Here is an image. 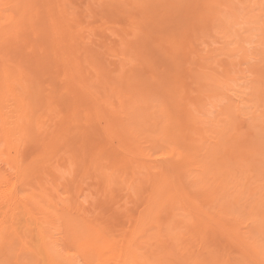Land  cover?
Instances as JSON below:
<instances>
[{"label": "rangeland", "instance_id": "1", "mask_svg": "<svg viewBox=\"0 0 264 264\" xmlns=\"http://www.w3.org/2000/svg\"><path fill=\"white\" fill-rule=\"evenodd\" d=\"M50 1L54 2V0ZM59 1H61L59 5L61 8L51 11V20L58 23L55 32L51 31L53 36L51 32H48L49 28L33 26L30 33L21 34V37H23L22 43L26 46L25 52L28 55L36 53L46 61L47 57L50 59L52 56L51 51L48 49L51 47L49 45L52 40L60 41L58 46L65 47L68 44L67 49L58 48L59 50L55 55L57 57L59 51L61 55L64 50L75 51L76 58L78 57L79 60L83 61L82 67L84 68H82L80 76L83 80H78L81 84L87 85L97 81L94 79L98 76L93 66L94 64L96 66L100 65L103 71L106 70L110 74L107 83L104 85L108 88L115 86L123 94L126 91L127 94L125 93L124 97L126 99L130 98L128 101L131 103L133 100L139 99L142 108L145 107L147 102L152 106L155 105L154 101L157 105L159 102L163 104L161 100L165 99V96L170 99L172 96L174 98V95H178L180 99L175 97L174 101L171 98L174 102L166 101L168 103L164 104L168 105L164 106L163 104L160 107L161 112H159V108V113H156L160 114V118H162H158L162 129L170 121L172 122L173 117L175 119L177 108L176 121L179 122L178 127L175 120H173L175 124L173 122L172 126L175 125L177 129L180 128V134H177L181 137L183 135L184 138L182 139L184 142L180 140L184 143L183 145L180 143L182 147L178 144V148H176L177 146L174 148L176 155H178L174 158H171V154L166 150L169 144L158 141L160 139H156L159 137L156 133L157 137H152V134H150V137L156 139L154 141L157 142L154 143L151 138H148V143L147 140H140V145L143 147H137L126 131L121 129L122 118H120V114L118 116L113 115L116 112H112V109L114 110L111 107L112 105H109L110 112L105 111L106 114L98 115L97 111L96 113L91 112L92 102L95 98L94 94L97 92L95 88L92 87V92L83 96L76 95L74 91L70 95L61 91L63 97L65 94L66 96L58 103L57 126L53 127L58 134L56 137H48V141L45 143L49 147L44 151V154L57 161H52L51 164L58 166L56 169L59 176L55 177L53 174H49L47 179L52 176L55 181L59 179L56 183L61 185V187L59 186L61 196H71L66 204L73 205L76 201H82L83 203L80 206L83 210L82 213L90 218L96 217L99 221H105L112 234L116 237L121 235L122 239L128 229L136 227L137 216H143L141 218L144 219L142 223L145 221L143 228L147 233L146 235L151 238V241L154 238V241L147 242L143 245L144 249L142 248L139 251L145 252L150 260L154 257L155 252L160 251V247L158 248L157 245L153 244L158 242L157 235L154 234L156 231L161 230L160 233L163 235L164 227L166 225L171 227L170 224H172L176 227V230L180 228L179 232L184 233L183 236L188 237V239L185 237L183 239L189 240L190 245H188L191 252H188L192 255V261L195 259L194 256L198 254L197 252L202 250L204 252L201 253L202 256H208L205 251L209 249V254L213 251L214 258L229 259V264H257V262L259 264L260 261L263 262V257H261L263 260H258L260 257L257 259V257H254L255 255L252 257V247L256 242L253 245H251L252 243L248 245V243L253 242V239L257 242L262 239L261 243L264 245V219L262 218V216L264 217V0H57L54 4L55 7H57ZM14 41L16 42V39ZM4 43L7 42L4 41ZM40 50H42L41 54H39ZM65 63V60L56 58L53 63L47 65L48 67L40 68V70L43 69L44 72L42 73L47 77L58 74L54 81V86L57 84V89L60 86H71L74 83V73H68L69 67ZM208 67L213 68V70L210 71ZM191 71L195 74H191ZM198 71L201 72L203 77L200 76L201 74ZM205 72L213 74L212 83L216 80L213 85L211 81H209L210 83L205 81L204 84L202 78L205 79ZM192 75H195L196 78ZM198 76L202 77L201 80ZM137 81L138 83H136ZM199 81H202V83L200 82L201 86H199ZM129 84L132 85L133 89ZM133 85H135V88ZM181 85L182 87H180ZM38 91L40 89H36L35 92ZM134 92L140 94H137V96ZM178 92L179 94H177ZM207 93L209 98L206 99ZM129 95L132 97H129ZM135 97L139 98L133 99ZM203 98L207 100V103L209 100L212 102L209 101V105H207ZM141 99H146L147 102ZM169 102L170 106L172 105L174 108L182 103L180 107L175 108V113L171 106L174 115L171 111H168L171 109ZM210 103L216 105V108L211 107ZM167 106H169V109ZM186 107L188 110L190 108V111L192 110V115H190L192 118L194 117L193 123H190L191 119L188 118L190 115H188L189 112H186ZM162 108L164 109L162 110ZM139 109V116L143 118H136L138 121L145 122L149 115L153 116V113H150L144 119L146 111ZM98 112H103V110H98ZM181 114L188 116H181ZM112 116L118 119L114 120L115 123L117 122V127L115 124L113 125L114 122L110 119L113 130L109 129L108 131L106 120L109 121L108 117ZM168 116H171V118H167ZM205 117L210 122L213 120V123L217 120V125H214L216 127L211 128L213 129L212 132H210L209 126L213 124L209 125V121ZM136 119H128L130 128H138V125L134 122ZM206 121L207 125H205ZM172 126L169 127V131L174 129L171 134H176L179 130L172 128ZM118 130L122 131L121 135ZM204 130L209 131L207 136L205 135L207 131ZM147 133H150V131ZM147 133L139 137H143ZM208 136L212 137L213 140ZM118 137L122 139L120 140ZM181 137H178V139H181ZM191 137H194V139H191ZM205 137L209 139H207V144H205ZM202 138L205 139V142H201ZM186 139L195 142L188 145L189 140ZM141 141L143 142L141 143ZM186 141L187 144L185 145ZM215 142H219L218 146ZM120 143L121 145H119ZM158 143L159 145H157ZM194 144L199 145V147ZM212 144L216 146L213 145V147ZM220 144H222L221 149L219 148L220 150L218 149L219 152H217V147H220ZM183 146L186 147V150L191 146L192 149L196 147V150L199 149L200 152L192 153V150L190 151L192 154L188 152V157L184 155L187 157L186 159L182 154L184 151V149L182 150ZM224 147H227L225 151ZM208 148L209 150H207ZM28 151L32 152V148L30 147ZM126 151H133L132 153L135 156L131 152L128 156L129 154H125ZM180 151L181 154H179ZM89 153L93 155L101 154L103 157L101 164L107 168L105 171L106 176L102 174L95 176L97 170L93 172L94 167H96L93 162V166L91 163H87V160H85L87 165H84L85 162L83 164V158ZM150 153L151 157H149ZM184 153H187V151H184ZM191 155L196 157L193 156L188 159ZM132 156H134V159H132ZM67 157H70V159H67ZM168 157L173 161L181 157L187 163H195L190 164L191 167L181 160V165H178L177 161L173 163ZM208 160L210 161L209 165L205 166L206 168L204 167L203 170L202 166ZM128 161L131 162L130 165ZM27 163L30 166L33 164L35 166L39 165V161H35L34 154L29 155L24 164ZM125 163L130 167L124 169V167H127L124 166ZM173 164L175 170L172 169ZM87 166L89 169H87ZM131 166H134L133 168H135L134 170H136L135 172H137V177L140 180L146 179L144 180L146 183L150 181L149 178L152 179L151 183L149 182L150 185L147 183L141 193L136 194L132 187L128 189L132 173L129 170ZM176 166L180 167L176 170ZM197 169L202 170L199 172ZM99 170L100 168L97 172L101 173ZM217 170H220L223 175H219ZM42 171L46 172V168ZM127 171H130L129 175L126 173ZM90 172L92 173L90 174ZM109 172H114V176H111L113 179L128 181L123 186H119L117 182H112L113 184H107V191H103L105 177ZM87 173L89 174L86 175ZM93 173L94 175H92ZM35 175L38 176L40 173ZM54 175H56V171ZM121 175L123 176L121 177ZM63 176H67V178ZM154 177L156 180H154ZM201 177L202 179L198 181L197 178ZM179 178L186 185L180 182V187L176 186ZM212 179H214L215 184ZM191 181L197 185L191 184ZM170 185L174 187H172V192L170 191ZM189 185L197 187H189ZM214 185L216 186L213 187ZM150 194H152L151 198H149ZM184 195L191 197L192 201ZM170 196L174 198V201L168 199ZM233 197L237 200L235 204L233 203L235 202ZM181 199L184 200V207ZM186 199L190 201L189 203L193 207H189V209L192 208V212L187 208L186 214H183L186 206L190 205L188 202L186 203ZM152 200H155V202ZM167 200L168 202L170 200V203L174 205L170 209V203L167 204L166 202L165 204ZM181 203L182 205H180ZM179 206H182L185 210H182ZM224 210L225 212H223ZM178 214L179 216H175ZM236 216L239 222L234 220ZM165 221L169 224H166ZM234 221L236 226H234ZM162 222H165L166 225L163 226ZM225 223L227 225L229 223V225L227 226ZM159 225L161 226L159 227ZM152 231L155 233L152 234ZM166 234V237L160 234L162 237L158 236L159 239L165 237L164 240H169L168 233ZM233 237L236 241L241 238L242 243L240 240H238L240 243L233 242ZM184 246H187L186 242ZM168 255L165 256L166 259L170 257ZM164 256L162 257L164 258ZM24 259L25 257H20L16 264H30L29 259ZM10 261H12L11 258H6L1 264H13ZM219 263L222 264L221 262L214 264Z\"/></svg>", "mask_w": 264, "mask_h": 264}, {"label": "bare ground", "instance_id": "2", "mask_svg": "<svg viewBox=\"0 0 264 264\" xmlns=\"http://www.w3.org/2000/svg\"><path fill=\"white\" fill-rule=\"evenodd\" d=\"M56 2H57V0H54V2L50 1V0H0V264H1V262H4L6 258H8V259L11 258L12 261H10V262L13 264H16L20 257H22V258L25 257V259H29L28 261L30 262V264H192V263H194V264H214L216 262L217 263L221 262L222 264H229V259L220 260V258H218V257L214 258L213 257V251H211V253L209 254V249H207L208 251L207 250L205 251L208 253L207 254L208 256H204V257L202 256L203 254H201V253L203 252V250L199 251L200 254H199V252H197L198 253L197 254L198 256L196 255L197 257L194 256V254H193L195 259L192 261V255H190V253H189V252H191V251H189V250H191V248L189 246L190 245L189 240L187 241V240L183 239V237H185V236H183L184 233L182 234L179 232L180 228L179 229L177 228V230H176V227L172 226V224H170L171 227L168 226L169 227L168 228L166 225L168 223L167 221H165L166 224H165V222L164 223L162 222L163 223L162 225L163 226L166 225V227H164V228H165L166 233H168V238H169V240H167L168 242L166 240H164L166 237L165 235H167L165 233V231L163 232L164 233L163 235H162V233H160L161 230L160 231L158 230V232L156 231V233L154 232L155 234L152 231V234H154L155 236L157 235L156 237H157V241H158V242L156 241L157 242L156 244L155 243H153V244L155 246L157 245L158 248L160 247V251L157 253L155 252L154 257L152 256L153 258L151 257L152 259L150 260V258L145 254V252L139 251L142 248L144 249L143 245H145L147 242L154 241L153 240L154 238H152V241H151V238L146 235L147 233H146L145 229L143 228V223L145 221L142 223V221L144 220V219L142 220L143 216H141V215L137 216L138 218L135 221L136 227H131L130 229H128L124 235V238L122 239L121 235H118L116 237L115 235L112 234V231L109 230L108 229L109 227L106 226L107 224L105 223V221H99L96 217L90 218L85 213H82L83 210H81V207H80L83 203L82 201H79V202L76 201L73 205L66 204V202L69 200V198L71 196L70 197L68 195L64 196L62 194L63 195V197H62L61 192H60L61 185H59L60 183H56V181L58 182L59 179L55 181V178H54V180H53V176L58 177L59 174H57V169H56L58 166L51 164V163H52V161H54V162H57V161L48 157L46 154H44V151L46 149H48V147H49L45 143L46 141H48V137L49 136L56 137L58 134V133H56V131H54L55 129H53V127L57 126L58 109H59L58 103L60 102V100H62L66 96V94L70 95L74 91V93L76 95L83 96V95H87L90 92H92V89H91L92 87L95 88V90L97 91L96 92L97 94L96 93L94 94L95 98L93 99V102H92L91 112L96 113V111H97L98 115L106 114V112H110V109L108 108L109 105H112L111 107L114 108V110L112 109V112L113 111L116 112L113 115L115 116V114H116L118 116V114H120L119 116H120V118H122L121 119V124H122L121 129L126 131L127 135L130 137V139H132L133 144H135V146H137V147L141 146L140 142H139L140 140L146 141L148 138H151L150 134L153 135V136L151 135L152 137H154V136L157 137V135H158L159 137L156 139L157 140L160 139L158 141H162L165 144L167 142V144H169V147L167 146L168 148L166 150L168 151L169 154H171L172 157L171 156L170 157L174 158L175 156H178V155H176L177 153H175L174 148L178 144L182 147V145L184 143H182L180 140H182L184 138H183V135H182V137L180 135H178V134H180L179 133L180 128L177 129L175 125H174V127L172 126L173 122L175 124V121L177 119L176 115H178V113H177L178 109L176 107H180V105L182 103L178 106H175L177 112L175 111V108L171 105L174 109L173 112L174 113L176 112L175 113V119H173L174 118L173 117L172 122L170 121L169 124L168 125L166 124L167 126L166 127L164 126L162 129L160 128V125H159L161 123L160 120L158 119V118H160V114L156 113L159 111V108L162 107V105L164 103H168L166 101L172 102L175 97L180 99V97H178V95H176V96L174 95V98H173V96H172L173 92L171 90H170L172 92L171 98H173V100L171 98L169 99L168 96H167V98L165 96V99H163L165 101L161 100V102H163V104H161L160 102L159 103L157 102L158 103V105H157L156 101H154L155 105L152 106V104H148L149 102H147V100H146L147 98L144 100L141 99L142 101L147 102V104H145V102H143L145 104V107L142 108L140 100L138 99L139 97L133 98V99L137 98L138 100H133L131 103L128 101L130 98L126 99L124 97L127 94L126 91H125L126 94L124 93L125 94L124 95L123 93H120L117 90V87L114 86V87L108 88L104 85L107 83L106 81H107V78H109L108 75H110V74H109V72H106V70L103 71L101 69L100 65L96 66V64H94V66H93V68L96 70L97 76H98V78L95 77L94 79L97 81H95L94 83H88L87 85L81 84V82H79L78 80H83L80 77L81 72H82V68H84V67H82L83 61L79 60L78 57L76 58L75 51L64 50L62 55L60 54V51H59L57 53V57H56V55H55L56 52L60 48L63 47L61 45L58 46L60 41L56 42L55 40L54 41L52 40L53 42L51 41L50 45L48 43V45L51 46L48 49L51 51L52 56L50 57V59L47 57L46 61H44L42 58H40L36 53L33 55H28L25 52L26 46L22 43L23 37H21V34L25 35L26 33H30V31H31L30 29L33 28V26H40V28H42V27L49 28L48 32H51V31L53 33L55 32L56 28L58 27V23H55L54 21L51 20V17H52L51 11H53L56 8H59L61 1L58 2L57 7L54 6V4ZM154 9H155V7H154ZM52 32H51V34L53 36ZM15 39H16V42L14 41ZM4 41H6L7 43L5 44ZM68 46L69 45L66 44V46L63 47V49L64 48L67 49ZM41 53H42V50H40L39 54H41ZM56 58H61L62 60H65L66 61L65 64H67L69 67L68 73H72V72L74 73V77H73L74 83L71 86L70 85L60 86L59 89H57L56 88L57 84H55L56 86H54V81L57 78L58 74L53 75V77H47L46 75H44L42 73V72H44L43 69L40 70V68H42L44 66H45L44 68L48 67L47 65L53 63V61ZM64 67H66V66H64ZM208 68L210 71L213 70V68L212 69L210 67H208ZM117 71H119V70H117ZM199 72L200 71H198V73ZM198 73H196V74L198 75ZM211 73H213V72H211ZM46 74H48V73H46ZM191 74H195V72L192 73V71H191ZM199 74H201V72ZM204 74L203 75L205 76V79L202 78L203 77L202 74L200 75L202 77L198 76V77H200V80L202 78L204 81V84H205V81H206V83L209 81H211V83H212L213 74H210L207 72H205ZM192 76L195 77V75H192ZM191 78H189V79H191ZM215 81H213V83H215ZM228 81H229V79H228ZM200 82L202 83V81H199V86H201ZM136 83H138V81ZM213 83H212V85H213ZM125 84H128V83H125ZM129 85L132 88V85L131 84H129ZM133 86L135 88V85H133ZM202 86H203V84H202ZM180 87H182V85ZM219 87H221V86H219ZM36 89H40V91L35 92ZM210 90L212 91V88ZM61 91L66 93L64 97L62 95L63 92H61ZM128 91H130V90H128ZM179 92L177 94H179ZM205 93H206V91H205ZM220 93H221V91H220ZM137 94H140V93H137ZM207 95H208V93H207ZM214 95H216V94H214ZM211 96L213 98H215L213 95H211ZM129 97H132V96L129 95ZM205 98L206 99L209 98V95L206 96ZM167 99H169V100H167ZM156 100H158V99H156ZM203 101L206 102L207 105H209L208 103L210 100L207 103V100H205L203 98ZM170 102H169V106H170ZM210 102H212V101H210ZM213 103H214V101H213ZM114 105H115V107H114ZM166 105H168V104H164V106H166ZM210 105H211V107L214 106L211 103H210ZM169 106H167V108ZM183 106H181V107H183ZM204 106H205V104H204ZM172 107H171V109L168 108L169 109L168 111L172 112ZM187 107H186V109H187L186 112H189L188 115H190L192 113V110L190 111L191 108L188 110ZM139 108L144 109L146 111L145 112L146 116L144 117V119L150 113L151 114L153 113V116L149 115L150 117L148 116V118H146L145 122L138 121L137 120L138 118L139 119L143 118V117L139 116V112H140ZM214 108H216V105L214 106ZM163 109L164 108H162V110ZM42 110H44V111L41 112ZM98 110H103V112H98ZM212 110H214V109H212ZM165 111H167V109H165ZM205 111H207V110H205ZM143 112H142V114H143ZM159 112H161V108H160ZM173 112H172V114H173ZM182 112H184V111H182ZM155 113H156V115H154ZM186 114H181V116L182 115L188 116ZM221 115H222V113H221ZM114 116L108 117L109 121L106 120V127L108 126V128H107L108 131H109V129L113 128L112 126L114 124L116 126L117 122L115 123V121L118 119H115L117 117H114ZM133 116H135V117H133ZM190 116L188 117L189 120L191 119L190 123H193L192 121H193L194 117L192 118V116L191 117ZM133 118L134 119L137 118L136 120H134V122H136V124L138 125L137 129L130 128V126H129L130 123H128V119H133ZM167 118H171V116H168ZM110 119H112V121L114 122L113 125L110 123L111 122ZM160 119H162V118H160ZM197 119H199V118H197ZM205 119H207V117H205ZM122 120H124V121H122ZM167 120H169V119H167ZM173 120H175V121H173ZM208 121H209V125L213 124V125L209 126L210 132H212L213 129H211V128L216 127V126L214 127V125L215 124L217 125V123H216L217 120L214 123H213V120H211L212 122H210V120H208ZM148 123H149V125H148ZM178 123L179 122H177V124H176L177 127H178ZM131 124H132V122H131ZM118 125L120 126V124H118ZM169 125L172 126V128H176L177 130H179V131H177L175 129V131H177L176 134L178 133L177 134L178 136L176 134H171L172 130H174V129L169 131L170 130ZM205 125H207V121H206ZM46 127H47V129H46ZM263 128H264V126H263ZM121 129H119V130H121ZM139 129H140V131H139ZM112 130H110V131H112ZM116 130H117V128H116ZM190 130L193 132L192 129H190ZM207 130H209V129L207 128ZM207 130H204V131L206 132ZM149 131H150V133H147ZM152 132L154 134L156 133L157 135L156 134L154 135ZM208 132L209 131H207V134L205 133L206 136L208 135ZM118 133L121 135L122 131L121 132L119 131ZM144 133H147L149 135L146 134L143 137H139V136H142V134H144ZM124 135H126V134H124ZM218 136H219V134H218ZM178 137H181V139H178ZM202 137L204 138L203 135H202ZM209 138H211L213 140L212 137H209ZM118 139L121 140L122 138L118 137ZM156 139H152L154 143L157 142V141H154ZM191 139H194V137L193 138L191 137ZM191 139H186V140H189L188 142L190 143L192 141ZM202 139H201V142L202 141L205 142V139H206L205 144L208 143L207 141L209 139L207 137H205V139H203V140ZM148 140L146 141L147 143H148ZM195 140H196V142H198V140L196 138H195ZM143 141H141V143ZM182 141L184 142V140H182ZM146 142H144V143H146ZM194 142L195 141H192L190 144L188 143V145H191ZM180 143H182V145ZM215 143L218 146L219 142H215ZM149 144H150V142H149ZM186 144H187V141H186L185 145ZM202 144H201V146H202ZM119 145H121V143ZM124 145H125V143H124ZM157 145H159V143ZM213 145L214 144H212V146ZM221 145L222 144H220V147H217V150L219 148L221 149ZM29 146L32 148V152L28 151V149L30 148ZM161 146H163V145H161ZM178 146L176 148H178ZM184 146H183L182 150L184 149V151L185 152L187 151V153H184V151H183V153H182L183 157H185L188 154V152L190 153V151H192V150H193L192 153L199 151V149H198V151L196 150L197 149L196 147H194L192 149V146L188 147V150H186L185 149L186 147H184ZM195 146L199 147V145H197V144ZM201 146H200V150H201ZM212 146H210V148H212ZM214 146H216V145H214ZM141 147H143V146H141ZM141 147H139V148H141ZM226 148L227 147H224V151ZM127 150H129V149H127ZM207 150H209V148ZM217 150H215V151H217ZM219 150L217 152H219ZM181 151L179 154H181ZM126 152H128V151H126ZM126 152H125V154H129V152H131V151H129L128 153H126ZM136 152H137V149H136ZM143 152H144V149H143ZM29 153L34 154L36 162L39 161L38 166H35L34 164L32 166H30L28 163L24 164L30 155ZM95 153H96V151H95ZM192 153H190V154H192ZM204 153H205V151H204ZM132 154L134 155V153H132ZM138 154H139V152H138ZM128 156H130V154ZM134 156H132V159H134ZM148 156H149V154H148ZM193 156H195V155H193ZM193 156L191 155L190 158H188V159H191ZM149 157H151V153H150ZM170 157H168V158H170ZM187 157H188V155H187ZM187 157H185V158L187 159ZM68 158L70 159V157H67V159ZM102 158L103 157L99 153L96 155L89 153L87 156H85L83 158V164L85 162L84 165L85 166L87 165L85 160L88 161L87 163H91V165L93 162V165H96V167H94L93 172L95 170L98 171L99 168H100L99 171L101 172V173H98L96 171L97 174L95 172V176L99 175V174H102L104 176L107 168L102 166V164H101V161L103 160ZM125 158L127 159L128 157H125ZM178 158H180V159H176L175 161H173L172 159L171 160L173 163L177 161V164L179 163L178 165H181L180 161L184 158H181V157H178ZM209 159H210V157H209ZM165 161L167 162V160H165ZM168 161H170V160H168ZM183 161L185 162V160H182V162ZM192 161H193V159L191 160V162ZM172 162H171V164H172ZM209 162L210 161L208 160V162L204 163L205 165L203 164V166H202L203 170L206 168L205 166L209 165L208 164ZM185 163H187V162H185ZM128 164L130 165L131 162L128 161ZM169 164H170V162H169ZM188 164L190 165L192 163L188 162L186 165H188ZM192 165H190V166L192 167ZM124 166H127L126 168L124 167V169H127L130 167L126 163ZM173 166H174V164H173ZM177 166H176V170L180 167V166L179 167H177ZM133 167L131 166V169H129L132 173L130 175L131 180L129 181L128 189H131V187H132L135 190V193L137 194L139 192L141 193V191L143 190V187L147 183L149 184V182L152 179L149 178L150 181H148L146 183L144 182V180H146V179L140 180L137 177V174H136L137 172H135L136 170H134L135 168H133ZM45 168H46V172L42 171V170H45ZM87 169H89V167ZM172 169L175 170V166ZM201 170L202 169H200V171ZM55 171H56L57 176L54 175ZM130 171H127L126 173L128 174ZM186 172H189V171H186ZM38 173H40V175H38V176L35 175ZM91 173L92 172H90V174ZM167 173H169V172H167ZM217 173L221 176L223 175L220 170ZM49 174H53V176L51 177L52 179L51 178L47 179V176ZM88 174L89 173H87L86 175H88ZM92 175H94V173ZM163 175H165V174H163ZM171 175H174V174H171ZM201 175H202V173H201ZM111 176H114V172L113 173L109 172L107 174V177H105L106 181L104 183L103 189L101 187V189L103 191H107V184H110L112 182H115V183L117 182L119 184V186H123L124 183L128 181V180H123V179L119 180L116 178L113 179V177H111ZM122 176L123 175H121V177ZM167 176H169V175H167ZM179 176H180V174H179ZM63 177H65V176H63ZM164 177H162V178H164ZM65 178H67V176ZM164 179H166V178H164ZM191 179H192V177H191ZM199 179L201 180L202 177L197 178L198 181H199ZM154 180H156V178ZM179 180L177 181L178 184H176V186L178 185V187H180V185H179L180 182L183 183V180L181 181L180 178H179ZM203 181H205V180H203ZM212 181H214V179H212ZM160 183H161V181H160ZM190 183L193 184L192 181ZM190 183L188 182V184H190ZM205 183H207V182L205 181ZM183 184H185V183H183ZM211 184H213V183L211 182ZM214 184H215V181H214ZM195 185H197V184H195ZM190 186L191 185H189V187ZM215 186L216 185H214L213 187H215ZM172 187L173 186H171L170 191L171 190L173 191ZM187 187H188V185H187ZM191 187H197V186H191ZM161 189H163V188H161ZM167 190H168V188H167ZM164 191H165V189H164ZM180 191H182V190H180ZM180 191H179V193L177 192L179 194V196L181 194ZM162 192H161V194H163ZM175 195H177V194H175ZM171 196L168 197V199L170 198L173 200L174 198H171ZM184 196L188 197V195L187 196L184 195ZM78 197H79V195H78ZM151 197H152V194H150L149 198H151ZM176 198H178V197H176ZM233 198H235V197H233ZM183 199H185V198L183 197ZM188 199H190L192 201L191 197H188ZM172 200H171V202H172ZM234 200H235V202H233V203L235 204L237 200H236V198ZM152 201L155 202V200H152ZM181 201H182V203L184 202V200H182V199H181ZM166 202H167V204H169L170 200H169V202H168V200L165 201V204H166ZM187 202L190 205L186 204V205H188V207L186 206V210L184 208H182V206L184 207V205H185L184 203H183V205L181 203L180 205H182V206H179L182 208V210H185V211H183V214H186L185 212L187 211V208L189 209V207H193V205L191 203H189L190 201H187V199H186V203ZM172 203L174 204V202H172ZM165 206H167V205H165ZM171 206L173 207L174 205H172L170 203L169 209L171 208ZM159 208H160V206H159ZM146 209H149V208H146ZM191 209H189V211H191ZM223 212H225V210ZM175 216H179V214L175 215ZM207 216H209V215H207ZM235 218L236 219H234V218L233 219L235 221H237L238 217L236 216ZM262 218L264 219L263 216H262ZM237 222H239V221H237ZM234 224H235L234 226H236V222ZM174 225H175V223H174ZM228 225H229V223H228ZM160 226L161 225H159V227ZM153 227H154V225H153ZM159 227H158V229H159ZM152 229H154V228H152ZM159 233L162 236H165V237H163L164 239L163 238L159 239V237H162V236H160ZM189 233L191 234V232H189ZM229 233H230V231H229ZM234 235H235V233H234ZM236 235L238 236V234H236ZM237 236H236V238H237ZM148 238H149V240H148ZM185 238L188 239V237H185ZM238 238H240V237H238ZM232 239H233V242L235 241L237 243H240V242H238V240L241 241V238L238 239L237 241L235 240L234 237ZM245 239H247V238H245ZM184 240H185L186 245H187L186 247L184 246V243H185ZM253 240H254L253 242L251 241L250 243H248V245L251 243H252L251 245H253V243L256 242L252 247L253 253L250 252L251 250L249 252L252 254V257H253V255H255L254 257H257V259H258V257H260L258 260H260V259L263 260V258H264V245H262V243H261L262 239L260 240V242L258 240L259 243L255 239H253ZM241 243H242V241H241ZM147 245H150V244H147ZM248 245H247V248L249 247ZM154 248H156V247H154ZM185 248H186V250H184ZM164 255L165 256L168 255V257L170 256L168 258L170 260L166 259V257ZM215 255H218V254H215ZM160 256H161V258H160ZM162 256H164V258ZM261 257H263V258H261ZM255 262H257V261H255ZM260 262H259V264H264L263 263L264 260H263V262H261V263ZM257 264H258V262H257Z\"/></svg>", "mask_w": 264, "mask_h": 264}]
</instances>
